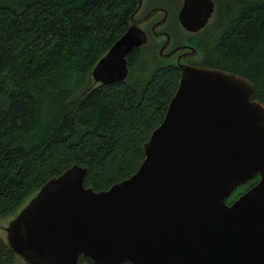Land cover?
<instances>
[{
	"label": "water",
	"instance_id": "95a60500",
	"mask_svg": "<svg viewBox=\"0 0 264 264\" xmlns=\"http://www.w3.org/2000/svg\"><path fill=\"white\" fill-rule=\"evenodd\" d=\"M214 7L213 0H184L179 22L198 32ZM138 9L93 67L95 84L128 77V55L148 41L134 21ZM170 39L160 49L163 58ZM178 65L179 87L135 173L97 191L85 185L88 168L74 164L10 220L8 243L25 262L264 264V102L252 98L255 85L241 74Z\"/></svg>",
	"mask_w": 264,
	"mask_h": 264
},
{
	"label": "trees",
	"instance_id": "16d2710c",
	"mask_svg": "<svg viewBox=\"0 0 264 264\" xmlns=\"http://www.w3.org/2000/svg\"><path fill=\"white\" fill-rule=\"evenodd\" d=\"M215 3V28L200 32L195 45L212 67L250 79L252 98L264 102V0ZM138 4L0 0V218L16 216L49 179L74 164L88 168L85 185L97 191L141 165L181 68L147 44L128 55L125 80L95 84L92 77ZM81 263L88 264L84 257ZM0 264L30 263L0 236Z\"/></svg>",
	"mask_w": 264,
	"mask_h": 264
},
{
	"label": "flooded vegetation",
	"instance_id": "af4514ba",
	"mask_svg": "<svg viewBox=\"0 0 264 264\" xmlns=\"http://www.w3.org/2000/svg\"><path fill=\"white\" fill-rule=\"evenodd\" d=\"M178 1L181 2L180 9H179V10H181V8L183 7V4H184V0H178ZM213 1L215 2V0H213ZM174 2L176 5L177 0H144L140 10L137 7L138 11L134 15V21L148 35V41L145 45L150 44L151 40L154 38L156 41L157 40L160 41V44H161L160 49H161V47L167 41V35H170V37H171L170 42L162 54L164 56V59L166 58L169 60V59H172L173 57L176 56L178 62H181V63L211 66L208 63H206V61H204V54H202L199 51V49L197 48V46L195 44L197 43V41L199 39V33L202 32L203 30H205L208 26L212 25L215 22L216 13H217L216 3H215L214 11H213L211 17L209 18L206 26L202 30L195 32V33H191V32H188L187 30L184 29L185 33L188 34L189 37H191V38L187 39L188 40L187 43H182L181 45L182 46L183 45L188 46L190 48H188V47L179 48L173 56H168L167 54L169 52H171L173 49H175L177 47H181V45L178 46V45L174 44L173 34L168 30L166 25L164 27H162L163 23L166 20L168 23L171 21V17H173V13L170 11L169 5H172ZM160 14H161V16H160ZM178 16H179V14H178ZM178 16H176V17H178ZM212 26H210L208 28L206 35L215 28ZM209 39H214V36L212 33L209 35ZM191 48H195L196 52H192ZM160 49H159V51H160ZM257 180H256V182H257ZM235 199H233V200H235ZM232 201H230L229 203H231Z\"/></svg>",
	"mask_w": 264,
	"mask_h": 264
},
{
	"label": "rangeland",
	"instance_id": "374dc122",
	"mask_svg": "<svg viewBox=\"0 0 264 264\" xmlns=\"http://www.w3.org/2000/svg\"><path fill=\"white\" fill-rule=\"evenodd\" d=\"M180 4L181 2H179L177 0V3L175 5V2L172 5H169L170 7V11L173 13V17H171V21L167 23V20L163 23L162 27H164L166 25V27L168 28V30L173 34V40H174V44L175 45H181L182 43H187L189 38V35L185 33L184 28L181 26L178 17V14L180 12ZM161 16V14H160ZM159 17V16H158ZM167 23V24H166ZM151 46H153V49H155V53L160 55V41L159 40H155L154 38L151 40ZM150 46V47H151ZM182 46V45H181ZM184 46V45H183ZM171 62L178 64V60L177 57H173L172 59H169ZM244 186L240 185L234 192L233 194L228 198L230 202L233 197L235 196V194L240 191ZM13 217H4V218H0V236L7 239V231H6V227L8 226L10 220Z\"/></svg>",
	"mask_w": 264,
	"mask_h": 264
}]
</instances>
